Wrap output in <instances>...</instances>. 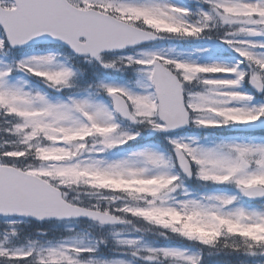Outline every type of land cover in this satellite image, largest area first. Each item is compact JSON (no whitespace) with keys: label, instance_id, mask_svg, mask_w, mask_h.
I'll return each mask as SVG.
<instances>
[{"label":"snow or ice","instance_id":"snow-or-ice-1","mask_svg":"<svg viewBox=\"0 0 264 264\" xmlns=\"http://www.w3.org/2000/svg\"><path fill=\"white\" fill-rule=\"evenodd\" d=\"M0 264H264V0H0Z\"/></svg>","mask_w":264,"mask_h":264}]
</instances>
